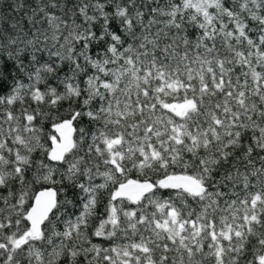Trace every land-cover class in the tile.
Returning a JSON list of instances; mask_svg holds the SVG:
<instances>
[{
  "label": "trees",
  "instance_id": "16d2710c",
  "mask_svg": "<svg viewBox=\"0 0 264 264\" xmlns=\"http://www.w3.org/2000/svg\"><path fill=\"white\" fill-rule=\"evenodd\" d=\"M0 180V264H264V0H0Z\"/></svg>",
  "mask_w": 264,
  "mask_h": 264
},
{
  "label": "water",
  "instance_id": "95a60500",
  "mask_svg": "<svg viewBox=\"0 0 264 264\" xmlns=\"http://www.w3.org/2000/svg\"><path fill=\"white\" fill-rule=\"evenodd\" d=\"M187 106L183 107V110ZM56 139L53 141L51 150V160L62 162L67 153L74 147L76 128L74 120H65L55 127ZM167 187L181 189L187 192H198L203 186L197 178L178 174L165 179ZM154 184L150 181L131 180L122 184L119 188V196L134 198L141 197L154 189ZM58 202V193L55 188H46L37 193L30 208L27 219L30 224V232L34 237L42 234L43 226L54 212ZM264 258V256H263Z\"/></svg>",
  "mask_w": 264,
  "mask_h": 264
},
{
  "label": "snow or ice",
  "instance_id": "6c2138e0",
  "mask_svg": "<svg viewBox=\"0 0 264 264\" xmlns=\"http://www.w3.org/2000/svg\"><path fill=\"white\" fill-rule=\"evenodd\" d=\"M69 89L72 90V91H74V89H71V86H69ZM0 182H2V180H0Z\"/></svg>",
  "mask_w": 264,
  "mask_h": 264
},
{
  "label": "bare ground",
  "instance_id": "6f19581e",
  "mask_svg": "<svg viewBox=\"0 0 264 264\" xmlns=\"http://www.w3.org/2000/svg\"><path fill=\"white\" fill-rule=\"evenodd\" d=\"M71 120V119H70ZM76 127V126H75ZM75 142V141H74ZM187 192V191H186Z\"/></svg>",
  "mask_w": 264,
  "mask_h": 264
}]
</instances>
